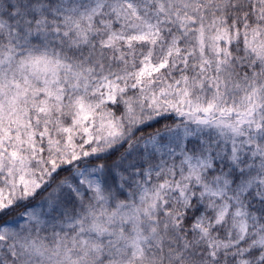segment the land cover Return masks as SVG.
<instances>
[{
  "label": "snow or ice",
  "instance_id": "obj_1",
  "mask_svg": "<svg viewBox=\"0 0 264 264\" xmlns=\"http://www.w3.org/2000/svg\"><path fill=\"white\" fill-rule=\"evenodd\" d=\"M0 264H264V0H0Z\"/></svg>",
  "mask_w": 264,
  "mask_h": 264
}]
</instances>
